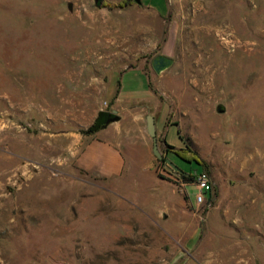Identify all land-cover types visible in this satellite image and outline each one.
Here are the masks:
<instances>
[{
	"label": "rangeland",
	"instance_id": "rangeland-1",
	"mask_svg": "<svg viewBox=\"0 0 264 264\" xmlns=\"http://www.w3.org/2000/svg\"><path fill=\"white\" fill-rule=\"evenodd\" d=\"M121 1L0 0V264H264V0ZM96 136L119 174L79 166Z\"/></svg>",
	"mask_w": 264,
	"mask_h": 264
},
{
	"label": "crops",
	"instance_id": "crops-1",
	"mask_svg": "<svg viewBox=\"0 0 264 264\" xmlns=\"http://www.w3.org/2000/svg\"><path fill=\"white\" fill-rule=\"evenodd\" d=\"M131 100L136 102L141 98L132 96ZM77 160L81 168L101 177L119 174L125 166L120 145L107 137L96 136L81 144Z\"/></svg>",
	"mask_w": 264,
	"mask_h": 264
},
{
	"label": "water",
	"instance_id": "water-1",
	"mask_svg": "<svg viewBox=\"0 0 264 264\" xmlns=\"http://www.w3.org/2000/svg\"><path fill=\"white\" fill-rule=\"evenodd\" d=\"M137 3H140V0H134ZM172 63V60L165 55H158L152 60V67L156 72H159L165 68H167ZM119 120V115L116 113V110H112L111 112L100 111L97 114V117L91 127H89L84 133L89 134L93 131H96L102 127L107 126L109 123ZM146 120V130L147 133L152 138V151L159 158H162V154L158 149V141L156 136V125L154 116L151 113H147L145 115ZM165 161L171 165L175 170L181 172V170L171 162L169 158H165Z\"/></svg>",
	"mask_w": 264,
	"mask_h": 264
},
{
	"label": "built area",
	"instance_id": "built-area-1",
	"mask_svg": "<svg viewBox=\"0 0 264 264\" xmlns=\"http://www.w3.org/2000/svg\"><path fill=\"white\" fill-rule=\"evenodd\" d=\"M186 176H190L192 183H195L198 187V192L196 194L197 205H210L213 182L209 172L204 169L194 170L191 174H186Z\"/></svg>",
	"mask_w": 264,
	"mask_h": 264
},
{
	"label": "trees",
	"instance_id": "trees-1",
	"mask_svg": "<svg viewBox=\"0 0 264 264\" xmlns=\"http://www.w3.org/2000/svg\"><path fill=\"white\" fill-rule=\"evenodd\" d=\"M129 4H131V0H123V1H121L120 3H119V6H121V7H124V6H127V5H129ZM166 143V142H165ZM166 145L168 146V147H170V148H173V146L172 145H169V144H167L166 143ZM173 151V150H172ZM173 152H175V154L177 155V156H179V157H181L182 159H184V160H187V161H190V162H196L197 164H199L200 165V160L197 158V156L195 155V154H193L191 157H186L187 155H186V151L183 149V148H180V149H178V150H174ZM182 177L183 178H185V179H191V177L190 176H186V174H183L182 175Z\"/></svg>",
	"mask_w": 264,
	"mask_h": 264
},
{
	"label": "flooded vegetation",
	"instance_id": "flooded-vegetation-1",
	"mask_svg": "<svg viewBox=\"0 0 264 264\" xmlns=\"http://www.w3.org/2000/svg\"><path fill=\"white\" fill-rule=\"evenodd\" d=\"M169 150H165L164 154H168Z\"/></svg>",
	"mask_w": 264,
	"mask_h": 264
}]
</instances>
